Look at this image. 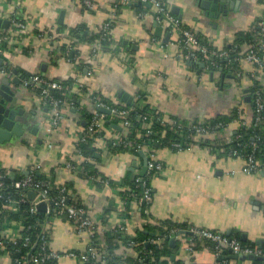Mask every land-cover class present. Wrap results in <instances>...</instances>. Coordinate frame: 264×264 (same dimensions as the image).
<instances>
[{
	"label": "crops",
	"instance_id": "crops-1",
	"mask_svg": "<svg viewBox=\"0 0 264 264\" xmlns=\"http://www.w3.org/2000/svg\"><path fill=\"white\" fill-rule=\"evenodd\" d=\"M85 1L0 0V37L7 38L0 55V87L12 91V101L5 104L18 112L22 127L20 135L0 142V169L26 176L35 171L50 177L54 172L55 183L69 185V194L93 220L92 227L78 233L74 223L55 215L46 225L50 249L60 254L53 264H87L92 248L106 261L110 246L115 264H146L150 244L163 242L155 237L158 227L168 223L174 224L168 236L172 256L161 260L167 261L163 264H264L231 258L235 253L230 247L216 248L189 233L220 232L264 250V171L246 172L244 155L206 143L230 141L237 123L210 131L181 151L130 143L115 150L126 137L123 126L129 125L126 118L108 120L110 108L132 107L137 98H143L142 107L162 112L167 120L177 117L187 123H208L236 106L250 112L254 66L240 55L252 44H240V35L261 25L264 0H160L205 44L232 51L229 59L208 60L181 56L178 32L156 18L153 6L91 0L94 6L87 8ZM13 19L25 22L26 28L15 26ZM80 28L89 37L101 38L79 42L74 31ZM238 47L242 52L234 55ZM263 69L257 81L264 91ZM34 76L70 90L55 126L50 107L40 99L41 88L31 83ZM95 113L103 116L102 128L83 141ZM82 146L93 148V155H83ZM150 161L161 169L150 171ZM143 182L152 191L148 204L134 197L135 187L142 188ZM139 231L149 235L142 248L113 239L117 232L137 237ZM1 233L10 242L19 240L23 227L5 223ZM0 264H13L9 252L0 253Z\"/></svg>",
	"mask_w": 264,
	"mask_h": 264
},
{
	"label": "trees",
	"instance_id": "trees-1",
	"mask_svg": "<svg viewBox=\"0 0 264 264\" xmlns=\"http://www.w3.org/2000/svg\"><path fill=\"white\" fill-rule=\"evenodd\" d=\"M145 8V7H142ZM147 8V7H146ZM145 8V9H146ZM162 17V16H161ZM165 21V20H164ZM188 28V27H187ZM76 40L79 39V42H98L101 38V35L91 36L85 32L82 28L74 31ZM199 38V37H198ZM200 39V38H199ZM201 40V39H200ZM202 41V40H201ZM264 41V30L262 25H258L253 32L241 34L240 35V44L242 43H249L250 44H261ZM203 42V41H202ZM76 42L73 44L75 45ZM103 45L107 44V41L101 42ZM205 43V42H204ZM239 52H242V49L238 47L236 53L237 55ZM247 52V51H246ZM241 53L240 57H243L245 53ZM260 53L264 57V49L260 51ZM220 61V60H218ZM216 70V69H215ZM264 71V69H263ZM253 80L254 83V96L256 91L260 90L264 96V91L259 86L258 82ZM70 90H51L50 97L53 98H60L66 99L69 97ZM143 102V98H137L136 102L132 105V107H127L126 109L129 111L128 116H126V121H129V126H123L126 132V137L123 141L126 143H130L132 146L137 147L140 146L141 148H161V147H172V143L174 141H182L185 139L186 130L179 129L173 123V121H180L183 125H187L188 123L183 120L177 119V117H172V120L166 121L164 120L165 115L162 112L152 110L148 107H142L141 105ZM248 111V109H247ZM246 111V108H242V111H239V107L236 108L229 114L225 116H218L215 119H212L208 122V125L213 129L212 131H222L226 130L229 125L237 123L238 130L234 133H231L230 141L222 142V140H214L213 142H206L213 145L215 148H222L225 152H232L236 150H240L243 155H248L252 152L253 143L256 144L257 149L255 152V158L258 161L259 168L264 167V112L260 115L262 119L260 122H256L255 117L257 116L256 105L254 102L253 107L250 109V112ZM246 115V116H245ZM118 115L113 114L112 116L108 117L109 121L113 123H117L118 119L122 118ZM112 118V119H111ZM145 118V119H144ZM245 122V123H243ZM222 123L225 125L223 128H215L216 125ZM239 123V124H238ZM122 128V130H124ZM103 135V134H101ZM123 145L114 147L115 150H119ZM81 152L83 155H93L94 149L90 148L89 146H82ZM86 170H89L90 174L92 173L90 167H85ZM4 176V185L0 187V236L2 226L5 223L12 224V223H19L22 227L33 226L27 233L31 237L33 243L37 241V236L44 232L46 229V225L50 224L51 220L55 217V215L66 216V213L63 210H60L59 205L56 201L51 202V209H59L58 213L49 211V212H42L39 211L37 214L33 215L30 213V204L28 202H21L18 204L17 209L14 210L11 206L12 201H17L20 198L21 190L17 189L15 184L17 181L22 180L26 177L24 173H13L6 169H0ZM36 180L45 181L49 184V196L51 198H57L59 196V192L61 188L65 187L68 191V199L67 204L69 206L75 207H82L79 203L75 202L74 198L69 194V185H57L55 183V175L54 172L51 173L50 177L47 175H39L35 171L32 173ZM134 197H138L139 199L143 196V189L136 188L134 189ZM147 206L146 204L144 207ZM168 227L166 224L163 226L161 225L158 227V234L156 239L163 238L162 243H151L147 249L146 255V264H160L166 263L167 261H161L164 258L167 260L172 256V250L168 246V236L170 235L172 226L174 224L168 223ZM48 232V230H46ZM26 233V234H27ZM149 238V235L143 231L138 232L137 237H130L126 236L123 233L117 232L113 239H124L126 245H130L131 243L134 247L142 248L144 246L143 242ZM200 238V237H199ZM198 238L195 237L194 240ZM97 246V245H96ZM4 249H0V253L7 251L11 255L12 260L21 259L24 255H27L29 264H34L33 259L29 255V248L23 247L22 240L18 241L17 243L10 242L9 240L5 241V245L3 246ZM113 248L108 247L106 252L104 253L106 263L107 264H115V257H110V251ZM54 262H49L46 264H53ZM87 264H92L91 262ZM124 264H141V261H135L131 263H124Z\"/></svg>",
	"mask_w": 264,
	"mask_h": 264
},
{
	"label": "built area",
	"instance_id": "built-area-1",
	"mask_svg": "<svg viewBox=\"0 0 264 264\" xmlns=\"http://www.w3.org/2000/svg\"><path fill=\"white\" fill-rule=\"evenodd\" d=\"M120 2L123 5H128L132 2H142V3H149L151 4V6L155 7L157 9V14H158L156 18L160 22H163L165 20V23H167V25L171 29L178 32L181 56H184L188 60H198L200 58L203 60H208L211 58L229 59L231 57L232 51L212 48L209 45L202 42L194 34V32H192L182 23L181 20H179L176 16H174L170 12L168 7L160 0H120ZM85 6L87 8H92L94 4L91 0H86ZM13 23L15 24V26L19 28H23V29L26 28V23L22 22L21 20L13 19ZM261 25L264 30V20L261 22ZM6 39L7 38L5 37H0V55H2L5 52L3 44L6 41ZM262 49H264V41L259 45L257 44L252 45L250 50L242 57L243 60L253 64L254 66L253 71L251 72L250 75L252 80H256L259 77L258 75L259 71L262 70L264 66V57L260 53ZM31 83L35 87L41 88L40 99L42 100L43 103L47 104L50 107V110L52 112V118L50 120V123L53 126L57 125L60 120L59 112L62 105L65 103V100L60 98L50 97V91L51 90L61 91V90H67L69 88L57 82L48 81L41 76L32 77ZM254 102L257 111V116L255 117V119L256 122H260V120L262 119V116L260 114L264 112V96L260 90L256 91ZM110 110L112 114L118 115L124 119L129 114V111L127 109L110 108ZM239 111L240 112L242 111L241 107H239ZM164 120L169 121L166 118H164ZM125 123L129 125L128 121H126ZM170 123H173L179 129L186 130V136L184 140L182 141L178 140L172 143V148L179 151L188 147L191 144V142H194L196 139H204L207 133L213 130L208 125V123H204V122H191L188 123L187 125H183L182 122L180 121H173ZM102 125H103V116L98 113H95L90 120L89 126L86 131V135L83 136L82 140L85 141L89 136H92L96 132H99L100 129L102 128ZM224 127H225L224 124L219 123L218 125H216L215 128L224 129ZM117 144L118 143H116V145ZM121 144L123 146H127L128 143H126L125 141H121L119 142V145ZM256 149L257 146L256 144L253 143L252 152L248 155H244L247 159V166L244 168L246 172L261 171V170L264 171V167L259 168L258 161L255 158ZM230 153L234 156L243 155L240 150L232 151ZM65 165L68 169H75V166H73L71 163H66ZM149 169L150 171L155 169L160 170L161 166L153 161H150ZM4 176L5 175L2 172H0V187L4 185L3 182ZM15 186L17 189L21 190V194L19 200L11 202V206L14 210L17 209L19 203L28 202L30 204V213L35 215L39 212L38 205L42 202H46L50 206V210L52 212L56 213L57 211L58 213L59 209L58 210L55 208L51 209V202L54 200L59 205L60 210H63V212L66 213L67 219L75 224L76 226L75 229L78 233H82L88 228L93 226L92 218L88 215L87 211L83 207L69 206L67 204L68 191L65 187L61 188L59 192V196L53 199L48 194L50 189L49 184L45 181L36 180L33 174H29L22 180L17 181ZM141 186L144 193L143 196L140 198V201L146 204L152 202L153 196H152L151 188L148 187L146 182H143ZM30 191L36 192L34 199L29 198L28 194ZM32 227L33 226L23 227V233L19 237V240H15L11 242L17 243L18 241L22 240L23 247L29 248L30 250L29 255L33 259L34 264H46L58 259L60 257V254L50 249L48 232L46 231L48 230L47 227L44 230V232L40 233L37 236V241L35 243H33L31 237L27 233V231H29ZM191 232L195 236L205 238L210 242L214 243L216 245V248H219L220 246H228L233 250L235 254L241 256L264 255L263 254L264 250L259 249L258 247L245 246L239 240L230 238L220 232H214L204 229H192ZM5 241L6 239L3 236H0V249H4L3 246L5 245ZM91 256H92L91 260L87 259L88 263L91 262L92 264H106V261L101 258V255H99L97 249L95 248L91 249ZM13 264H29L27 255H24L20 260L19 259L14 260Z\"/></svg>",
	"mask_w": 264,
	"mask_h": 264
},
{
	"label": "water",
	"instance_id": "water-1",
	"mask_svg": "<svg viewBox=\"0 0 264 264\" xmlns=\"http://www.w3.org/2000/svg\"><path fill=\"white\" fill-rule=\"evenodd\" d=\"M213 1L216 2L217 0H213ZM130 4L136 5L139 7H142V6L150 7L151 6V4L149 3H142V2H132ZM204 6L208 8L209 3L204 2ZM159 33H160V30L159 32H157V35H160ZM198 64L202 66L205 65L203 62H198ZM15 81H18V80H15ZM12 95L13 93L7 85H2L0 87V142H3L5 140H10L14 134L15 135L21 134V130H22L21 124L16 121V116L18 112L11 109L10 107H7L5 104V101H8V102L12 101ZM123 99L124 100L127 99V94L123 96ZM100 111L105 112V113H110V110L106 108H101ZM28 195L30 199H34L36 192L30 191ZM47 207H48V204L46 202H42L38 205V210L42 212H46ZM189 233H192V232H189ZM171 241H172V245H174L175 240L172 239ZM231 258L242 259V260H246V259L264 260V257L262 256H254V255L241 256L238 254L232 255Z\"/></svg>",
	"mask_w": 264,
	"mask_h": 264
}]
</instances>
